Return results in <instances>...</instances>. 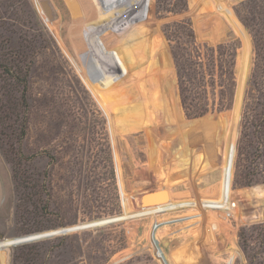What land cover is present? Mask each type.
Returning <instances> with one entry per match:
<instances>
[{
  "label": "rangeland",
  "instance_id": "1",
  "mask_svg": "<svg viewBox=\"0 0 264 264\" xmlns=\"http://www.w3.org/2000/svg\"><path fill=\"white\" fill-rule=\"evenodd\" d=\"M0 249L264 264V0H0Z\"/></svg>",
  "mask_w": 264,
  "mask_h": 264
},
{
  "label": "trees",
  "instance_id": "2",
  "mask_svg": "<svg viewBox=\"0 0 264 264\" xmlns=\"http://www.w3.org/2000/svg\"><path fill=\"white\" fill-rule=\"evenodd\" d=\"M231 57L233 58V55H231ZM233 60V59H232ZM216 69L215 68H209V70H208V76H209V79H210V82H208V81H205L204 83V85H202V87L201 88H199V89H197V90H199V91H201V92H203V93H205L206 94V92H205V89H206V87H207V85H215V87H216V84H213V76L212 75H214V71H215ZM206 71V70H205ZM218 76H219V78H220V81H219V84L217 85V87H218V93L220 94V95H223V96H225V91L226 90H230V88L231 87H233V82H234V80H233V73L231 74L230 73V77L228 78V84L229 85H223V82H222V76H223V73H222V71H221V69L220 68H218ZM205 75L203 76V78L206 76V73H204ZM215 87L213 88V90L215 91ZM196 90V91H197ZM229 106V104L228 103H219L218 105H214V107H213V109H212V111H214L215 109L216 110H218V111H222V110H224V109H226L227 107ZM209 108L210 107H208V104L205 102H203V104H201L200 105V108H199V110H197V111H195L196 113H195V115H192L193 117H199V116H202V115H204V114H206L207 112H208V110H209Z\"/></svg>",
  "mask_w": 264,
  "mask_h": 264
},
{
  "label": "water",
  "instance_id": "3",
  "mask_svg": "<svg viewBox=\"0 0 264 264\" xmlns=\"http://www.w3.org/2000/svg\"><path fill=\"white\" fill-rule=\"evenodd\" d=\"M229 176H230V170H228V173H227V188H228ZM157 193H158V195L156 193H154V194H150L148 196L147 200L145 201V204L147 206L153 207V206L160 205V204H164V203L167 202L166 201V194H165V192L160 191V192H157ZM118 219L119 218L103 220L101 222H93V223H90V224L77 226L74 229H82V228L93 227V226H97V225H101V224L110 223V222L115 221V220H118ZM65 231L66 230H64L63 232H65ZM50 234L49 233H45V234L38 235V236L25 237V238H22L21 240L22 241H30V240H33V239H38L40 237L49 236Z\"/></svg>",
  "mask_w": 264,
  "mask_h": 264
},
{
  "label": "built area",
  "instance_id": "4",
  "mask_svg": "<svg viewBox=\"0 0 264 264\" xmlns=\"http://www.w3.org/2000/svg\"><path fill=\"white\" fill-rule=\"evenodd\" d=\"M228 189H229V181H228V188H227V191H228Z\"/></svg>",
  "mask_w": 264,
  "mask_h": 264
},
{
  "label": "bare ground",
  "instance_id": "5",
  "mask_svg": "<svg viewBox=\"0 0 264 264\" xmlns=\"http://www.w3.org/2000/svg\"><path fill=\"white\" fill-rule=\"evenodd\" d=\"M46 13H47V11H46ZM48 15V14H47ZM157 195H158V193H156ZM1 250V249H0ZM1 261V260H0Z\"/></svg>",
  "mask_w": 264,
  "mask_h": 264
}]
</instances>
